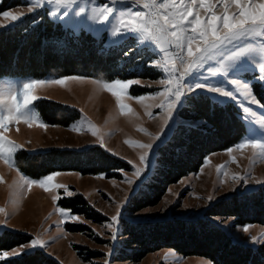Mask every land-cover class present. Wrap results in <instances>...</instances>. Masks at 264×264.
Instances as JSON below:
<instances>
[{
    "label": "rangeland",
    "instance_id": "1",
    "mask_svg": "<svg viewBox=\"0 0 264 264\" xmlns=\"http://www.w3.org/2000/svg\"><path fill=\"white\" fill-rule=\"evenodd\" d=\"M104 2L107 0H97V3ZM29 6L28 0H20L12 7L0 8V13L5 10L25 13L18 21H10L0 16V30L28 19V17L36 18L38 22L49 18L71 31L78 32L83 29L98 39L106 31L111 42L119 43L123 40L112 37L106 29L89 20L87 16L77 17L71 11L67 17L63 18H60L59 15H50L49 13L52 11H61L55 4L45 5L31 13L28 12ZM93 6L89 4L88 8ZM110 6L116 9L121 8L119 4H110ZM132 49H134L132 52L141 54L142 60H147L145 68L151 71L149 73H152L150 76L153 77L129 78L141 81L140 85L130 87L129 94L136 97L154 95L157 91H163V85L158 83L165 78L162 69L148 66L153 60L160 57L149 54L145 47L138 44L136 40ZM121 64L122 61H120ZM132 68L131 66L129 69ZM249 71L242 73L241 76L251 82L253 94L257 96L256 87L262 88L252 81V77L259 78L258 70L251 71L249 69ZM71 75L89 79L69 81L66 86H43L36 90V95L44 97V99L35 102V111L38 113L39 122L46 124L47 128H41L37 124H33L29 128L21 122L18 126H11L7 133L10 140L23 147L17 148L13 153V166L10 167L4 163L3 159H0V177H3V182H0V207L5 209L4 213H0V237H3L7 232H17L15 235L21 234L23 240L9 249H1L0 262L23 256L13 257L11 253L16 249H23L24 246H30L31 240L39 237L46 242V245L43 251H38V253L53 259L58 264H106V262L107 264H209V262L215 264L207 257L184 255L172 247L151 250L139 261L131 260L130 253L133 248L126 243V238H128L124 228L126 222H162L161 224H163L168 220L185 219L214 222L230 235L233 242L256 250L259 247L264 251L263 224L247 222L235 224L234 217L206 214L213 204L217 205L221 201H228L239 194L264 185L256 183V181H264V158L256 155V151L250 147L243 150L235 148L236 144L249 136V125L242 118L245 114L238 106L239 103L244 102L245 106H251L257 110V106L250 105V98L249 101H245L242 94H237L236 101L228 99L224 102H231L238 108L239 117L245 126L244 133L235 143L225 149L209 153L196 171L183 176L177 182L167 184L165 191L155 204L131 211L129 205L134 198L151 195L146 183L148 184L151 179L152 184H155L152 177L158 165L156 158L157 150L160 147L154 154H149L146 162H142L140 156L148 150L130 147L124 141L133 139L147 144L153 142L155 135L161 134L163 142L160 143V146H162L181 120L178 112L174 113L175 123L171 128L164 124L165 114L162 109L152 107L150 110L154 118H150L145 114L144 106L134 99L127 100L126 103L130 104L137 115H122L116 105L115 98L102 86L103 83H110L115 79L127 80L122 77L108 80L76 73L69 75L46 73L41 76L5 74L0 75V90H3L5 82L9 81L20 82L30 78L59 79ZM93 80L101 81V83H93ZM144 85H150V87ZM257 98L260 100L258 96ZM159 102V98L155 101H145L149 105ZM47 103H54L58 107H65L69 110L66 113L69 114L66 124L51 123L45 119L43 105H47ZM261 103L263 104L262 101ZM261 116H264V112L257 111V116L253 119L258 121ZM89 122L99 129L98 136H93L87 130ZM74 126L81 128L82 131H75ZM17 127L19 131H17ZM141 127L147 129V133L152 135L139 131L138 128ZM100 136H103V145L100 143ZM228 148H232L233 151L228 153ZM101 153L115 160L117 164L110 163V160L108 162L110 164L106 165L104 170L85 171L86 173L75 168L80 167L84 170L94 166L99 168ZM19 156H27L28 159L32 156H41V160L45 161L46 158L47 162H52L57 168L35 177L20 167ZM218 166L222 167L218 169ZM136 168L141 169V177L134 174ZM52 172L61 173L56 177L55 182L66 185L67 191L73 193L72 196L69 197L64 189L45 192L38 184H34L31 189H28L24 184L25 180H40ZM237 174L243 179L234 180L232 177ZM128 179H131L133 183H128ZM22 185L24 186L22 187ZM53 195L59 196L60 199L54 202ZM77 195L83 197L87 203L86 206L91 209L90 212L100 217V220L96 221L80 212H75L63 203ZM125 200H130V202L124 207L119 221L114 223L111 217L116 215L118 208ZM59 208L69 211V215H61L58 211ZM72 216H76L78 219L72 220ZM185 222L184 232L190 227L196 233L199 232L196 223ZM68 224L82 225L84 228L71 230L68 228ZM245 226L249 227L248 233L243 232ZM252 236L257 237V242L251 240ZM197 238L199 241L208 242L207 236L200 235V233ZM5 251L9 253L8 257L3 256Z\"/></svg>",
    "mask_w": 264,
    "mask_h": 264
},
{
    "label": "snow or ice",
    "instance_id": "2",
    "mask_svg": "<svg viewBox=\"0 0 264 264\" xmlns=\"http://www.w3.org/2000/svg\"><path fill=\"white\" fill-rule=\"evenodd\" d=\"M28 2L30 13L45 5L55 4L61 11L50 12L52 16L67 17L70 11L77 17L87 16L89 20L106 29L112 37L134 39L143 45L149 54L160 57L148 66L162 69L165 78L158 83L163 85V91H157L154 95L133 97L129 94V89L132 85H140L139 79H115L110 83H103V88L115 98L122 115H137L130 104L126 103L127 100L134 99L144 106L145 114L150 118H154L150 110L152 107L162 109L165 114L164 124L171 128L175 123L174 113L186 102H197L204 98L216 105L228 99L236 101L237 94H242L245 101L250 98V105L257 106V110L245 106L244 102L239 103L238 106L245 114L242 118L249 125V136L236 144L235 148L243 150L250 147L256 151V155L264 158V116L258 121L253 119L257 116V111L264 112V104L253 94L251 82L241 76L242 73L250 72L249 69L258 70L259 78L253 76L252 81L264 89V0H107L104 3L83 0V4L82 0ZM89 4L94 6L89 9ZM110 4H119L121 8L116 9ZM24 15L23 12L14 13L8 10L0 13V16L10 21H18ZM86 79L89 78L71 75L59 79L30 78L20 82H5L3 90H0V159L10 167L13 166V153L17 148L23 147L9 139L7 133L11 126H18L23 122L29 128L33 124L47 128L46 124L39 122L38 113L35 111V102L44 99L36 95L38 88L48 85L66 86L69 81ZM92 82L101 83L98 80ZM157 98L159 103H145ZM74 130L82 131L75 126ZM87 130L93 136L99 135V129L91 122ZM138 130L147 133V129L142 127ZM162 142L161 134L155 135L153 142L147 144L133 139L124 141L130 147L148 150L140 156L142 162H146L149 154H154ZM100 143H104L103 136H100ZM227 151L231 153L233 149L228 148ZM219 167L222 166H218V169ZM134 174L141 177V169L136 168ZM60 175V172H52L40 180H25L24 184L28 189L38 184L45 192L53 189L67 191L66 185L55 182L56 177ZM232 178L243 179L238 177V174ZM0 182H3V177H0ZM127 182L133 183L131 179ZM256 183L264 184V181ZM67 195L70 197L73 193L67 191ZM58 199L59 196H52L54 202ZM129 202L130 200H125L116 215L111 217L114 223L119 221L124 207ZM58 211L63 216L69 215V211L63 208ZM4 212L5 209L0 207V213ZM71 219L78 218L72 216ZM248 231L249 227L245 226L243 232ZM251 240L257 242V237L252 236ZM45 245L46 242L37 237L31 240L30 246L16 249L11 255H34L43 251ZM3 256L8 257L9 253L3 252Z\"/></svg>",
    "mask_w": 264,
    "mask_h": 264
},
{
    "label": "trees",
    "instance_id": "3",
    "mask_svg": "<svg viewBox=\"0 0 264 264\" xmlns=\"http://www.w3.org/2000/svg\"><path fill=\"white\" fill-rule=\"evenodd\" d=\"M18 2L20 0H2L0 8L12 7ZM48 19L38 22L36 18L28 17L0 30V75L41 76L46 73L57 75L76 73L111 80L116 77L149 78L152 74L145 68L147 60H142L141 54L132 52L134 39L124 38L119 43L111 42L107 32L98 39L86 30L71 31ZM120 61H122L121 65ZM131 66L133 68L129 69ZM256 93L264 104L263 89L256 87ZM43 108V115L48 122L67 123L69 114L66 113L69 110L65 107L47 103ZM178 115L180 122L171 132L168 140L157 150L158 165L152 177L155 184H152L151 179L148 184L146 183L151 195L134 198L132 201L135 203L129 205L131 211L155 204L167 184L177 182L183 176L196 171L206 155L235 143L245 131L239 110L231 102L214 105L211 101L201 98L197 102H186L179 109ZM40 157L32 156L28 159L27 156H19V165L26 173L35 177L57 168L52 162H47L46 158L44 161ZM110 160V163L117 164L115 160L101 153L99 168L95 166L85 170L80 167L75 168L84 173L96 172L104 170V167L110 164H108ZM63 203L75 212H80L96 221L100 220V217L90 212L91 209L86 206V201L80 195ZM206 214L234 217L235 224L247 222L264 225V185L228 201L213 204ZM185 221L196 223L199 232L196 233L191 227L184 232ZM161 223H125L124 228L128 237L126 243L133 248L130 253L132 261H139L151 250L172 247L184 255L207 257L215 264H264V251L261 248L258 247L256 250L233 242L230 235L214 222L185 219ZM67 226L71 230L84 228L76 224ZM16 233L7 232L0 237V250L21 243L23 237L21 234L15 235ZM199 233L207 236L208 242L199 241L197 238ZM0 264L58 263L36 252L34 255H23Z\"/></svg>",
    "mask_w": 264,
    "mask_h": 264
},
{
    "label": "bare ground",
    "instance_id": "4",
    "mask_svg": "<svg viewBox=\"0 0 264 264\" xmlns=\"http://www.w3.org/2000/svg\"><path fill=\"white\" fill-rule=\"evenodd\" d=\"M92 54V53H91ZM90 55V54H89ZM89 57V56H88ZM91 58H93V57H91ZM109 100V99H108ZM103 103V102H102ZM104 104V103H103ZM107 106V105H106ZM108 106H109V104H108Z\"/></svg>",
    "mask_w": 264,
    "mask_h": 264
}]
</instances>
